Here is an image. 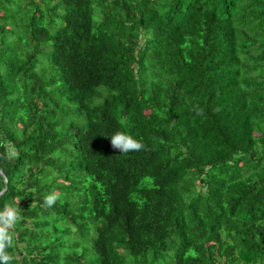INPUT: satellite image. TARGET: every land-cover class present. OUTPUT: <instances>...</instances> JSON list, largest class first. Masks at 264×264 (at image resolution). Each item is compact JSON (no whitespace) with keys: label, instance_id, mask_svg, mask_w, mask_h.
Segmentation results:
<instances>
[{"label":"trees","instance_id":"trees-1","mask_svg":"<svg viewBox=\"0 0 264 264\" xmlns=\"http://www.w3.org/2000/svg\"><path fill=\"white\" fill-rule=\"evenodd\" d=\"M0 172L11 264H264V0H0Z\"/></svg>","mask_w":264,"mask_h":264},{"label":"clouds","instance_id":"clouds-1","mask_svg":"<svg viewBox=\"0 0 264 264\" xmlns=\"http://www.w3.org/2000/svg\"><path fill=\"white\" fill-rule=\"evenodd\" d=\"M203 111L197 109L196 115H202ZM112 149L118 150L119 154H127L129 152H138L146 150V146L141 140L133 138L124 132L117 131L109 138ZM1 173V172H0ZM5 182L2 174L0 175ZM1 193V192H0ZM59 199L58 193L52 192L44 197L43 204L45 207H52ZM18 205H6L0 211V264H11L12 255L7 251L13 245L14 232L13 229L20 219Z\"/></svg>","mask_w":264,"mask_h":264},{"label":"rangeland","instance_id":"rangeland-1","mask_svg":"<svg viewBox=\"0 0 264 264\" xmlns=\"http://www.w3.org/2000/svg\"><path fill=\"white\" fill-rule=\"evenodd\" d=\"M56 235L59 236L60 234L57 233ZM68 237H69V236H68ZM68 237H67V238H68ZM61 238H63V237H61ZM67 238H66V239L63 238L62 240L66 242ZM80 248H81V247H80Z\"/></svg>","mask_w":264,"mask_h":264},{"label":"water","instance_id":"water-1","mask_svg":"<svg viewBox=\"0 0 264 264\" xmlns=\"http://www.w3.org/2000/svg\"><path fill=\"white\" fill-rule=\"evenodd\" d=\"M0 175H1V173H0ZM1 194V193H0Z\"/></svg>","mask_w":264,"mask_h":264}]
</instances>
